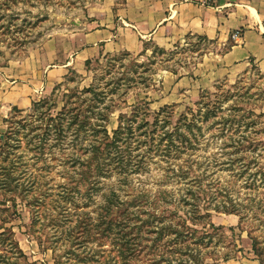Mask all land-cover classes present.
<instances>
[{"label":"rangeland","instance_id":"rangeland-1","mask_svg":"<svg viewBox=\"0 0 264 264\" xmlns=\"http://www.w3.org/2000/svg\"><path fill=\"white\" fill-rule=\"evenodd\" d=\"M17 1L19 3L10 1L11 8H7L4 1L0 0V25L9 26V29L0 28L1 120L14 115L17 119L28 117L33 111L34 103L49 99L57 105L50 108V114L55 117L71 98L72 101L92 99V94L83 92L94 87L100 93L99 100L95 99L94 103L98 110L109 114L107 129L112 133L118 128L120 114L130 113L134 107L148 105L152 111L157 112L166 105H172L176 122L180 114L189 108L197 111V103L203 96L209 95L214 100L216 94L230 90L235 97L224 104L223 108L228 109L230 105L237 103L247 114L257 117V125L251 130V136L264 143V73L256 64L251 63L232 78L213 80L209 78L213 70L205 65L211 57L222 56L231 50L242 36L240 30L231 33L230 42L225 45L188 37L181 45L164 49L166 54H159L155 50L157 46L151 43H146L139 54L123 50L97 54V51L89 50L92 45L88 40V21L93 19L89 15H102L105 5L122 0ZM237 32L238 40L235 42L232 37ZM146 47L149 50L143 54ZM22 89H27V94L24 95ZM28 98L30 101L25 104ZM15 109L22 113L17 114ZM229 113L225 111L224 115ZM7 127V124L0 121V132L5 133ZM216 133V127L204 130L205 141H202L199 150L191 157L192 161L202 162L203 165L199 171H187L188 180L174 176L172 171H165V162L154 158L146 171L132 174L129 181L141 193L156 194L160 189L168 190L173 194L174 200H179L192 185L191 180L195 179L194 181L201 182L202 189H224L238 201L243 202L248 197L264 201L263 187L249 189L246 185L248 175L241 178L240 171H228L227 166H221L229 157H222V139L218 140ZM81 142L82 139L79 138L78 143ZM76 144L75 135L70 134L63 141L62 147H54L52 154H46L48 161L40 164H35L34 153L28 149L24 138L20 141L21 147L15 150V159L21 165L19 171H16L20 182L32 189L30 197L35 193L44 194V205L39 214L42 217L36 226L32 225L31 208L20 203V200H17V214L12 215L14 221L8 225L13 227L16 239L30 262L88 264L78 262L69 254V228L75 225L81 213L95 217V211L104 203V195L110 189L125 194L118 190L121 177L115 175L110 179H103L100 184L102 190L94 194L93 201H88L80 194L76 195V202L82 206L88 203V207L77 209L73 204L56 203L55 200L60 199L59 195L63 193L65 186L70 184L69 173L75 172L66 171L62 162L68 154L77 151ZM253 155L264 163V146H260ZM186 158L188 156L184 159ZM181 163L183 164L182 161ZM197 166L194 163V168ZM244 203L247 205L246 200ZM169 209L173 210L175 206H170ZM169 209L165 211L167 215ZM180 215H184V211L180 210ZM212 215L214 225L225 228L228 243L235 244L237 251L231 248L219 251L220 257L235 255L228 263H223L222 258L218 257L207 261H219L221 264H261L252 253L248 232L237 228L239 217L214 211ZM52 217H56L62 224L58 230L49 225ZM231 228L234 230H230ZM198 229L201 230V227ZM103 257L99 255L97 259L103 262Z\"/></svg>","mask_w":264,"mask_h":264},{"label":"trees","instance_id":"trees-1","mask_svg":"<svg viewBox=\"0 0 264 264\" xmlns=\"http://www.w3.org/2000/svg\"><path fill=\"white\" fill-rule=\"evenodd\" d=\"M3 1L7 8H11L10 1L19 3L17 0ZM1 27L9 29V26ZM147 50L146 47L143 54ZM155 50L159 54L167 53L159 47ZM83 93L92 94L93 98L72 101L70 96L71 99L55 117L50 114V108L57 105L51 99L34 103L32 113L23 119H17L15 115L4 120L0 117V121L8 125L5 133L0 132V264H39L30 262L16 239L13 227L8 226L14 221L12 215L17 214V200L31 208L33 226L39 223L42 217L40 209L44 205L43 193L30 197L32 189L20 182L16 171L21 165L15 159V150L21 147L20 141L24 138L28 149L34 153L35 164L46 163V154H52L56 146L61 148L70 134L75 135L77 151L68 154L62 165L66 171L75 172L69 173L70 184L65 186L56 203L73 204L77 209L88 207V203L78 204L76 195L93 201L94 194L102 190L100 184L103 179L115 175L121 177L118 190L125 192L120 194L110 189L104 195V203L95 211V217L81 213L75 225L69 228V254L78 262L221 264L219 261H207L218 257L223 263H228L235 255L220 257L219 251L222 248L237 251V247L228 243L225 228L212 222L214 211L239 217L237 228L248 232L252 253L264 264L262 199L257 201L248 197L246 205L245 200L234 199L227 190L212 191L209 187L207 191L202 189L201 182L193 179L180 199L174 200L168 190L160 189L156 194L141 193L129 181L132 174L146 171L154 158L165 162V171H172L174 176L188 180L187 171H199L203 165L192 161L191 157L205 141L204 130L216 127L215 136L222 139V157H229L221 166H227L228 171H240L241 178L248 175L246 185L249 189L264 188V163L253 155L264 143L251 136L257 117L247 114L237 103L224 109V104L235 97L230 90L216 94L214 100L209 95L203 96L197 103V111L189 108L176 122L172 105H166L157 112L148 105L134 107L130 113L120 114L118 128L112 133L107 129L109 114L98 110L94 103L95 99L99 100L100 93L94 87L85 89ZM225 111L230 113L224 115ZM15 112L22 113L16 109ZM79 138L81 143H78ZM185 156L188 158L184 159ZM194 163H197V168H194ZM170 206H175V209L170 210ZM168 209L167 215L165 211ZM180 210L184 215H180ZM49 225L55 230L62 227L56 217L51 218ZM200 227L201 230L198 229ZM48 249L53 250L52 247ZM99 255L104 256L103 262L97 259Z\"/></svg>","mask_w":264,"mask_h":264},{"label":"crops","instance_id":"crops-1","mask_svg":"<svg viewBox=\"0 0 264 264\" xmlns=\"http://www.w3.org/2000/svg\"><path fill=\"white\" fill-rule=\"evenodd\" d=\"M90 16L89 50L97 54H139L146 43L170 49L188 37L225 45L231 33L240 30L242 36L231 50L205 63L213 70L209 78H232L251 63L264 73V0H221L215 7L185 0H122L105 5L102 15ZM26 90L22 89L24 95Z\"/></svg>","mask_w":264,"mask_h":264},{"label":"built area","instance_id":"built-area-1","mask_svg":"<svg viewBox=\"0 0 264 264\" xmlns=\"http://www.w3.org/2000/svg\"><path fill=\"white\" fill-rule=\"evenodd\" d=\"M186 2H191L199 6L203 7H214L217 5L221 0H185ZM233 40L237 42L238 40V32L233 35Z\"/></svg>","mask_w":264,"mask_h":264}]
</instances>
